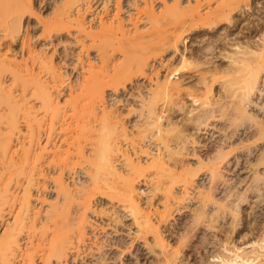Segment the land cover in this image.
I'll return each instance as SVG.
<instances>
[{
	"label": "bare ground",
	"instance_id": "1",
	"mask_svg": "<svg viewBox=\"0 0 264 264\" xmlns=\"http://www.w3.org/2000/svg\"><path fill=\"white\" fill-rule=\"evenodd\" d=\"M113 1L116 12L111 16L108 11L98 14L97 8L92 11L93 0H40V6L33 0H0V42L18 41L20 55L26 53L31 59L29 65L0 54V102L8 105L0 112V218L13 208L16 213L0 237V264H14L21 256L18 235L37 226L46 230L41 243L49 247L42 264H61L70 245H75L72 238L82 239L90 224L87 198L93 192L120 204L134 229L128 226L123 234L120 230L103 234V243L91 253L95 259L87 262L88 258L86 264H191V253L200 251L198 245L191 251L190 234L199 225L218 229L227 218L230 230L223 231L225 241L219 238L221 233L213 232L214 251L200 257L201 264H264V1L125 0L121 7L124 1ZM27 10L42 32L64 29L73 36L70 42L79 51L74 53L64 44L63 51H57L55 43L64 42L62 30L43 34L56 41L49 40L48 44H55L50 54L45 45L33 51V36L23 24ZM237 12L242 18L236 21ZM125 43L142 46L135 51L128 48L133 52L124 47V52ZM69 56L79 62L82 78L69 83L70 100L61 104L59 98L66 93L61 94L60 85L68 75ZM43 73L49 76L46 82ZM137 74L149 84L145 95L141 90L133 93L141 103L131 127L137 128L141 146L135 144L129 152L122 145L136 139L131 138L133 130L129 133L117 108L113 109L117 105H105L103 95L105 88L116 92ZM21 124L26 134L21 133ZM209 127L220 135L206 144L198 132H208ZM189 130L195 133L187 134ZM189 144L202 150L190 151ZM79 162L85 166L74 172ZM80 175L85 176L83 181ZM48 176L53 198L41 216L32 206V190L37 188L38 193V178ZM141 182L145 192L138 188ZM249 198L255 199L250 219L258 226L257 238L236 244L231 236L246 220L242 206L250 204ZM188 200L195 202L191 205ZM183 201L187 208L191 205L190 220L179 230L174 227L177 222L168 218L181 210ZM118 220L114 222L119 226ZM205 234L201 244L210 243ZM26 251L21 262L32 264ZM74 256L70 257L75 260Z\"/></svg>",
	"mask_w": 264,
	"mask_h": 264
},
{
	"label": "rangeland",
	"instance_id": "2",
	"mask_svg": "<svg viewBox=\"0 0 264 264\" xmlns=\"http://www.w3.org/2000/svg\"><path fill=\"white\" fill-rule=\"evenodd\" d=\"M34 2H35V4L39 1V6H40V0H33ZM54 0H48V2L49 3H52ZM97 3H96V2ZM122 1H124V2H120L121 4H120V7L121 6H125L126 5V3L128 2L127 0V2L125 1V0H122ZM259 1H264V0H259ZM94 4V5H93ZM96 4V5H95ZM105 4V5H104ZM125 4V5H124ZM138 4H140V2H138ZM42 5V4H41ZM92 6H94L91 10L92 11H94V10H96L95 8H97V10H96V12L98 13V14H102V15H104L103 13H105L106 11H108V12H110V15L112 14V13H114V12H116V10H115V8H116V3L113 1L112 2V0H93V2H92V4H91ZM30 10V9H29ZM29 10H27L26 12H24V15H25V18H24V26H25V28H26V31H27V33L28 34H30V37H32L33 39L30 41L31 42V49L33 50V51H38V50H42V49H40L42 46H44L45 48H47V49H45V51L47 52H49L50 51V49L52 48V46L53 45H57L56 46V48L58 49L57 51H59V53L61 52V51H63V49H64V47H67V48H70V49H72L73 51H74V53H77L78 51H79V46H75V44H73V43H71L72 42V40L74 39V37L73 36H71V35H68V34H65V30L64 29H59L60 31H58V30H55L57 33L58 32H62L63 31V33H62V35H64V36H62V40L64 41V42H60L59 44H57V43H55L54 41H53V39H49L48 38V36H47V34L50 32V34H52V35H55L56 34V32L55 31H53L52 32V30H53V28H49L48 30H45V33H47L46 34V36H43V34H45L44 33V31L42 32V29H40V27L37 25V23H36V20H34V18L33 17H31V15H30V13H29ZM36 10V9H35ZM125 10V9H124ZM124 10L121 12V13H125L124 12ZM46 13V12H45ZM47 13H48V11H47ZM46 13V14H47ZM120 14V13H119ZM132 14V13H131ZM135 14V12H133V14L131 15V17L132 18H134V15ZM113 15V14H112ZM111 15V16H112ZM123 14H121L120 16H122ZM127 15V14H126ZM126 15L125 16H122L123 18L124 17H126ZM236 16H234V19L236 18L237 20L238 19H241L242 18V16H241V14L240 13H236L235 14ZM241 16V17H240ZM254 16V15H253ZM120 18V19H123V18ZM253 18H255V17H253ZM235 19V20H236ZM234 20V21H235ZM236 20V21H237ZM28 25V26H27ZM28 27V28H27ZM36 29V30H35ZM50 29H52V30H50ZM62 30V31H61ZM29 31V32H28ZM55 32V33H54ZM75 31H72L71 33L73 34ZM215 32V31H214ZM214 32H212V34L214 33ZM221 32V31H220ZM211 34V35H212ZM49 35V34H48ZM43 36V37H42ZM8 39V38H7ZM55 39V38H54ZM49 40H51V42L53 41L54 43L52 44V45H50V44H48L49 43ZM61 40V41H62ZM71 41V42H70ZM45 43V44H44ZM40 44H41V46H40ZM63 44H64V47H63ZM65 44H68V45H65ZM126 44V43H125ZM128 44V43H127ZM127 44L125 45V46H123V48H122V50H124V52H125V49L127 50L126 52H133V50H131V51H128V48H130L131 49V46H132V49H134V51H135V49L137 50V49H139L138 47L139 46H142L140 43V45L138 44V43H135V45H134V43H133V45L131 44V46L129 45V47H127ZM136 44H138V46L136 47ZM70 45V46H69ZM19 46H20V44H19V42L18 41H13V40H11L10 38L6 41V39L3 41V42H0V54H7L8 56H12V57H16L17 58V60H15V61H17V62H23L24 60L25 61H27V62H29V65H31V59H30V55H28V54H26L25 53V55H20V53H19ZM39 47V49H36V48H38ZM48 46V47H47ZM50 46V47H49ZM72 46V47H71ZM133 46H135V47H133ZM44 47H42L43 49H44ZM124 47H126L125 49H124ZM141 48V47H140ZM142 49V48H141ZM15 54V56H13L12 54ZM51 52H49L48 54H50ZM58 53V54H59ZM90 53L92 54V52L90 51ZM58 54H56V56L54 57V60L56 61H54V63L56 64L57 62H58V58H59V56H58ZM117 54V53H116ZM118 54H120V53H118ZM33 55H35V54H33ZM70 58H68L69 59V61L67 62V65H66V72H67V76H64L63 77V81H65L63 84H61L60 85V89H62V93L61 94H63V93H66V92H68V90L67 89H69V87L70 86H72V84L70 85L69 83H73V85L75 84V82L74 81H76L77 82V79L78 78H82V75L81 74H79V73H81L80 71H81V66H80V64H79V62L77 61V59L75 58V57H72V56H69ZM74 60V61H73ZM75 61H77V62H75ZM73 62V63H72ZM84 62V61H83ZM153 62H155V61H153ZM70 63V64H69ZM77 63H78V65H77ZM76 66V67H75ZM79 66V67H78ZM76 68V69H75ZM74 69V70H73ZM44 74V73H43ZM42 74V77H43V80L46 82V80L48 81L49 80V76L47 75H43ZM70 74V75H69ZM147 74H148V72H147ZM81 75V76H80ZM69 76V77H68ZM154 76H152L151 75V78H153ZM85 78H87L88 79V81L89 82H94L93 80H94V77H91V76H89V75H86L85 76ZM10 79H9V76H8V74H5L4 76H3V81H4V83H6V85H8L9 83H10V81H9ZM85 80V79H84ZM123 80H126L125 79V77H123ZM131 82V83H130ZM149 82V80L147 79V78H145L144 76H142V75H139V74H137L135 77H133V80H131V81H126V83L123 85V86H118V89H117V91L116 92H112V87L110 88V87H108V89H106L105 88V93H104V97H105V105L107 104V105H112L111 107L113 108L114 106L113 105H117V107H114L113 109H115L116 110V108H117V110H116V112L119 114V116H120V119H121V121L127 126V129H130V130H128V131H130L129 133H131L132 131L131 130H133V132L131 133V138L133 139L134 137L136 138L135 140H136V142H135V140L132 142V141H129V140H127L126 142H127V144L125 143V142H123L122 144V149H128L129 150V152H130V150L131 149H134V147L136 148V147H140L141 145L139 144V138H138V136H136L135 134L137 133L138 134V132L135 130V129H137V128H135L134 129V127H131V125H133L134 123L133 122H135V120H136V118H138L137 117V114H138V112L137 111H139V109H140V98L137 96L139 93H142V92H140V90L141 91H143L144 93H142L143 95H145L146 94V92H147V88H148V83ZM70 85V86H69ZM218 85V84H217ZM216 85V86H217ZM220 86V85H219ZM219 86H217L216 87V91H219L220 90V87ZM62 87H64V88H62ZM219 87V90L217 89ZM110 88V89H109ZM135 89V90H134ZM139 90V91H138ZM65 91V92H64ZM137 91H138V93H137ZM146 91V92H145ZM116 93V94H115ZM133 93H137V95H134ZM78 94V93H77ZM131 94H133V95H131ZM65 95V96H64ZM64 95H61V97L59 98V99H61V104H63L64 103V101L66 100V101H69L70 99H69V97H68V95H67V93L66 94H64ZM67 95V96H66ZM121 97H120V96ZM134 96H135V98H134ZM86 97V96H85ZM137 97V98H136ZM112 98H113V100H112ZM114 98H115V100H114ZM120 98V99H119ZM124 100H123V99ZM140 100H139V99ZM117 99H118V101H117ZM119 100L121 101V102H119ZM123 100V101H122ZM30 101H33V103H34V99H32V100H30ZM114 101V102H113ZM127 101V102H126ZM35 102H37V101H35ZM112 102V103H111ZM115 102H117V103H115ZM124 102H125V104H124ZM3 103V105L1 106V104ZM127 103V104H126ZM4 104H6L5 102H3L2 101V99H1V102H0V112H2L3 110H5V111H7L6 109H8V105L6 104V105H4ZM125 105V106H124ZM3 106H7V107H3ZM139 109H138V108ZM1 108H2V110H1ZM4 108H6V109H4ZM120 109V110H119ZM137 109V110H136ZM119 110V111H118ZM134 110V112H132V111ZM4 111V112H5ZM129 112H131V113H129ZM3 113V112H2ZM179 118H180V116L178 117V120H179ZM132 123V124H131ZM130 124V125H129ZM217 124H220V122H218ZM22 125V124H21ZM20 125V129H21V133L23 134V133H25L26 134V131H27V129L25 128V126L24 125H22L21 126ZM209 129V131L207 132V131H203V132H198L199 134H200V137H201V135H203V137H201L200 139H203L202 141L204 142L205 141V143L206 144H209V142L210 141H213L214 139H217V136H219L220 135V133L217 131V129H215V128H212V127H209L208 128ZM215 129V130H214ZM213 130V131H212ZM190 131H192V130H189V131H187V134H189V132ZM191 134L192 133H195V131L193 132H190ZM21 134V135H22ZM132 134H134V135H132ZM199 134H197V135H199ZM23 136V135H22ZM89 137V135L88 136H86V138L87 139H85V141H88L89 139H90V137ZM84 138H85V136H84ZM83 138V139H84ZM130 138V137H129ZM138 138V139H137ZM148 140V139H147ZM146 140V141H147ZM16 141V139H14V142ZM19 141V140H18ZM18 141H16L15 142V144L14 145H18ZM22 141V140H21ZM130 142V144H129V142ZM135 142V143H134ZM138 142V143H137ZM208 142V143H207ZM132 143H134L133 145H132ZM141 143V142H140ZM126 144V145H125ZM137 146H136V145ZM148 144V143H147ZM128 145V146H127ZM135 145V146H134ZM133 148H132V147ZM190 144L189 145H187V148H188V150H192V147H194V149H197V151L198 150H202V149H200V148H198V146H192L191 148H190ZM199 146H201V145H199ZM19 147V146H18ZM153 147V146H152ZM196 147V148H195ZM154 148V147H153ZM17 149H19V148H17ZM65 149V148H64ZM156 148H154V150H155ZM66 150V149H65ZM64 150V151H65ZM67 151V150H66ZM65 151V152H66ZM133 151V150H132ZM142 159H144L143 157H141ZM191 158V157H190ZM189 158V160H188V157L186 158L187 160H188V162L189 163H192L193 162V158H191L190 159ZM81 163L79 162V165L78 166H76V169L74 170V172H76V170L77 171H79V168L80 167H83V166H85V165H83V164H81ZM80 169H82V168H80ZM199 173H202V171H200ZM56 175H53V177H55ZM66 176H68V175H66ZM81 176L83 177V179L81 178ZM50 178H51V176H48L46 179H43L42 177H39L38 179H39V182H40V191H38V193H39V198H38V193H37V188L35 189V188H33V190H32V193H33V197H32V206H36V212H39V214L41 215H43V210H45L46 209V206H47V204H48V202H49V200H51L52 198H53V191H52V189H51V187H49V183L51 182V180H50ZM80 178H81V180L83 181L84 180V178H85V176L84 175H80ZM45 183H46V185H45ZM143 182H141V183H138V188L142 191V192H145L146 191V186H145V184H142ZM43 185V186H42ZM178 187V186H177ZM176 187V189L177 190H179V188H177ZM51 194V195H50ZM22 195V193H20V195L19 196H21ZM45 195H47V197L45 196ZM141 195V197H143L142 199H141V202H145V199H144V196L142 195V194H140ZM146 195H147V192H146ZM145 195V196H146ZM49 196H50V199H49ZM105 195H102V194H100L99 192H93V194L92 195H89L88 196V198L87 199H89V206L91 207V208H89V209H91V211L90 212H88L87 211V213H86V216H87V221L90 223L89 225H88V227H87V229H86V231H85V235H83L82 236V239L80 238V240L78 241V240H76V239H74V238H72V240H71V242H73L75 245L74 246H72L73 244H71L70 245V247H72V248H74V247H79L78 249H73L72 250V248H71V251H69V255H68V258H66V260L64 259V260H62L61 261V264H83L88 258V260H87V262L88 261H90V259H92L91 261H93V259H95L94 257H91V253H96V249L98 248V245L100 244V242L101 243H103L102 242V240H104V236H106L107 235V233H111L112 231L114 232V231H117V230H120L118 233H120V234H123V230H124V232H126V230H127V228H131V230L133 231V229L134 228H132V224H130V222H131V219H130V217L128 216V214H127V211H125L124 210V208H122V206L120 205V204H118L116 201H112L113 203H111L110 202V199H108L107 197H104ZM52 197V198H51ZM192 197H194V194H192V196H191V198ZM38 198V199H37ZM144 199V200H143ZM250 199L251 198H249V201H250ZM189 201V200H188ZM188 201H187V203H188ZM254 201H255V199L254 198H252L251 199V201H250V204H248V203H246V206H242V208H244L245 210L243 211V212H245V213H243V217H245V219L246 220H243L244 221V223L242 222V223H240L239 225H237L236 227H235V229H234V231H236V232H234L233 231V235L232 236H234V234H236V236L235 237H233L232 238V236H231V239L233 240L232 242H234V243H236V244H241L242 243V241L245 239V241L247 242L249 239H255V237L257 236V234H258V230H257V228H258V226L256 227V224L254 223V221L253 220H251L250 218H251V215H252V212L251 211H253L252 210V207H253V204H254ZM194 200H190L189 201V203L192 205V204H194ZM252 202H253V204H252ZM185 203H186V201L184 202H181L180 204H181V206H179V208L181 209L179 212H177V211H175V212H177V213H175V212H173L171 215L173 216H171L172 218H174V217H176V218H174L175 219V221H172V220H174V219H172L170 216V218H168V221H170L172 224L174 223L175 224V222H177L176 224L177 225H174V227H176V229L178 228L179 230L181 229L180 228V226L179 225H181V227H183V223H184V226H185V224L186 225H188V223H189V221L188 220H190V213H189V211H190V209H189V207L191 206L189 203H188V205H189V207L187 208L186 207V205H185ZM179 204V205H180ZM187 205V206H188ZM251 205V208L249 207ZM183 206V207H182ZM184 206H185V209H184ZM182 207V208H181ZM194 206H192L191 207V209L193 208ZM34 208V207H33ZM174 209V207H172V210ZM189 209V210H188ZM14 210H15V208H13L12 209V212H11V214H10V212H8V213H5V215H3L1 218H0V237H1V235L3 234V232L5 231V230H7V227L8 226H11L12 225V221H13V216H15V215H12L13 213H15L14 212ZM184 210V211H183ZM170 213H171V211H170ZM16 214V213H15ZM41 215V216H42ZM180 215V216H179ZM187 216H189L188 218H187ZM248 216V217H247ZM118 217H122L123 219H120V218H118L119 220H121L120 221V225L118 226V225H116L115 224V222H116V220H118L117 218ZM115 218V219H114ZM185 218H187V219H185ZM179 219V220H178ZM119 220L117 221L118 222V224H119ZM115 221V222H114ZM184 221H186V222H188V223H185ZM223 221V222H222ZM221 221V223H219V228L218 229H222L220 232L218 231V229L216 228V229H208V228H205L203 225H199L200 226V228L197 226V230H198V228H199V230L198 231H196V232H193V234L191 233L189 236V241H190V246H192L191 248H192V250L191 251H193L194 250V246H196V245H198L197 247H198V251H200L199 253H196V252H192L191 253V256H190V259H191V264L192 263H194V264H201L202 262L201 261H199V258L200 257H205V256H207V255H209V254H211V252L212 251H214L213 250V247H211V246H213V239H214V237H213V235L214 234H216L217 235V233H223V231L224 232H226V231H229L230 229H229V225H230V222H229V225H227L228 224V218H227V221H226V219H224V220H222ZM230 221V220H229ZM249 221V222H248ZM132 223V222H131ZM225 223H227V224H225ZM115 224V225H114ZM123 224H124V226H123ZM125 225H127V227L125 226ZM131 225V226H130ZM223 225V226H222ZM226 225V226H225ZM97 226H99V228H102V229H99ZM129 226V227H128ZM201 226H202V228H201ZM225 226V227H224ZM245 226V227H244ZM93 227V228H92ZM98 229H96V228ZM117 227H119V228H117ZM125 229H124V228ZM186 227V226H185ZM221 227V228H220ZM226 227H227V229H226ZM250 227H252V229L250 228ZM254 227H256V228H254ZM41 228L42 227H40V226H37V229H35V230H31V231H27L26 230V228H24L23 230H22V232H21V234H19L18 235V240H19V246H20V254H21V256L18 254V256H20V257H18V259L16 258L15 260H13V261H15L14 262V264H23V262H21V261H23L24 259H22V258H25V257H22V255L23 256H25V253H24V251H26L28 254H30L32 257H31V259L33 260L32 261V264H42L43 263V257L45 258V254L47 253V252H49V247H48V245L45 243V244H42L41 243V240L43 241L44 240V237L43 236H46V230L44 231V228L41 230ZM116 229V230H114V229ZM224 228V229H223ZM92 229H93V231H92ZM245 229V230H244ZM248 229V230H247ZM96 230V231H95ZM217 230V231H216ZM239 230V231H238ZM249 230H252V232H250ZM255 230V231H254ZM257 231V232H256ZM44 232V233H43ZM46 232V233H45ZM100 234V236L101 237H99V234ZM107 232V233H106ZM122 232V233H121ZM211 232V233H210ZM213 232H214V234H213ZM244 232V233H243ZM95 233V234H94ZM102 233V234H101ZM117 233V234H118ZM195 233H197V235L195 234ZM205 234V235H208L207 237H208V239L210 240V243H208V242H206L205 240H203L205 243L204 244H201L202 243V241H201V238L203 237V235L202 234ZM248 233H250V234H248ZM92 234H93V237H92ZM103 234H105L104 236H103ZM221 234H218V236H219V238H223L224 237V233H223V235H221ZM241 234H243V235H241ZM245 234V235H244ZM248 234V235H247ZM42 235V236H41ZM98 235V236H97ZM113 235V234H112ZM192 235H194V236H192ZM238 235L239 236H241V237H238ZM103 236V237H102ZM221 236V237H220ZM223 236V237H222ZM243 236H245V237H243ZM246 236H248V237H246ZM252 236L254 237V238H252ZM42 237H43V239H42ZM98 238V239H97ZM100 238V239H99ZM103 238V239H102ZM194 238V239H193ZM213 238V239H212ZM225 238V237H224ZM224 238H223V240H224ZM242 240H241V239ZM257 238V237H256ZM102 239V240H101ZM236 239V240H235ZM78 241V242H77ZM96 243H95V242ZM99 241V242H98ZM195 241V242H194ZM197 241V242H196ZM225 241V240H224ZM229 242H231L230 240H228ZM227 241V242H228ZM238 241V242H237ZM245 241H243V242H245ZM200 242V243H199ZM228 242V243H229ZM192 243V244H191ZM98 244V245H97ZM203 245V246H201V245ZM210 244V245H209ZM206 245V246H205ZM208 245V246H207ZM96 247V248H95ZM200 248V249H199ZM87 249V250H86ZM221 249V248H220ZM95 250V251H94ZM76 251V252H75ZM92 251V252H91ZM188 251V249H186V251L185 252H187ZM74 252V253H73ZM79 253V255L78 254H76V253ZM215 252H217V253H220V251H218V249H217V251H215ZM81 253V254H80ZM86 253V255H89V253H90V255H89V257L88 256H86V257H84L85 254ZM204 253H208V254H204ZM74 254H75V256H74ZM192 254H194V255H197V256H194V255H192ZM76 255H77V257H76ZM84 255V256H83ZM201 255H203V256H201ZM205 255V256H204ZM70 256H74L75 257V260H73ZM79 256H80V258H79ZM192 256H194L193 258H192ZM22 257V258H21ZM82 257V258H81ZM42 259V260H41ZM80 259H82L81 261H80ZM84 259V260H83ZM52 261H51V263L53 262H55L56 261V259H54V258H52L51 259ZM194 260L195 261H198V262H194ZM83 261V262H82ZM87 262H85L84 264H86ZM55 264V263H54Z\"/></svg>",
	"mask_w": 264,
	"mask_h": 264
}]
</instances>
